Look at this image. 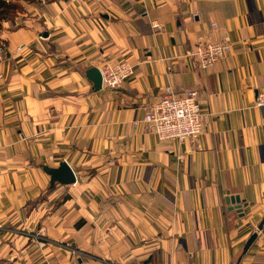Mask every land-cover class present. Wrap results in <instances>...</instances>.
<instances>
[{
	"label": "crops",
	"instance_id": "0c3cea01",
	"mask_svg": "<svg viewBox=\"0 0 264 264\" xmlns=\"http://www.w3.org/2000/svg\"><path fill=\"white\" fill-rule=\"evenodd\" d=\"M20 1L0 31V264H264V0ZM208 40L231 48L202 68ZM107 57L135 67L120 89L89 75ZM168 86L197 89V140L148 127ZM62 160L77 180L52 187Z\"/></svg>",
	"mask_w": 264,
	"mask_h": 264
},
{
	"label": "built area",
	"instance_id": "2783aa9c",
	"mask_svg": "<svg viewBox=\"0 0 264 264\" xmlns=\"http://www.w3.org/2000/svg\"><path fill=\"white\" fill-rule=\"evenodd\" d=\"M22 45L18 46L20 50ZM231 48L225 40H208L198 43L191 52L202 68H209L223 58ZM10 53L7 45L0 43V62ZM102 85L112 90L120 89L134 75L135 67L128 60L107 57L99 67ZM256 104L264 106V89L258 90ZM145 121L162 140H197L203 131L204 113L197 89L175 91L166 87L159 98L148 108ZM3 228L0 224V229Z\"/></svg>",
	"mask_w": 264,
	"mask_h": 264
},
{
	"label": "water",
	"instance_id": "95a60500",
	"mask_svg": "<svg viewBox=\"0 0 264 264\" xmlns=\"http://www.w3.org/2000/svg\"><path fill=\"white\" fill-rule=\"evenodd\" d=\"M89 75L92 78L94 85L97 89H99L102 86V75H101V71L99 69V67L93 66L91 67V69L89 70ZM44 169L46 170V172L48 174H50L51 176V180H50V184L53 187L56 183H61V184H71L74 183L77 180V176L75 171L72 169V167L69 165V163L66 160H62L60 162V165L57 167H50V166H45ZM226 201L227 202H232L233 204H236V208H239V210L241 209V201L239 196H234V195H229V191H228V195L226 196ZM264 225V218L262 220V222L259 224L258 229H262ZM258 235V231H254L251 236L249 237V239L247 240L244 248H243V253L244 254L249 247L251 246V244L253 243V241L255 240V238ZM241 258L238 259V261L234 264H239Z\"/></svg>",
	"mask_w": 264,
	"mask_h": 264
},
{
	"label": "rangeland",
	"instance_id": "374dc122",
	"mask_svg": "<svg viewBox=\"0 0 264 264\" xmlns=\"http://www.w3.org/2000/svg\"><path fill=\"white\" fill-rule=\"evenodd\" d=\"M11 3H18L17 7H13L9 10L8 18H5L3 20H0V23H10L11 26H14L16 22L18 21L17 17H20L21 13H23V5L20 0H9Z\"/></svg>",
	"mask_w": 264,
	"mask_h": 264
},
{
	"label": "trees",
	"instance_id": "16d2710c",
	"mask_svg": "<svg viewBox=\"0 0 264 264\" xmlns=\"http://www.w3.org/2000/svg\"><path fill=\"white\" fill-rule=\"evenodd\" d=\"M18 3H11L9 0H0V20L8 18L9 10L13 7H17ZM2 24L0 23V31ZM1 33V32H0ZM0 42H2L0 40Z\"/></svg>",
	"mask_w": 264,
	"mask_h": 264
}]
</instances>
